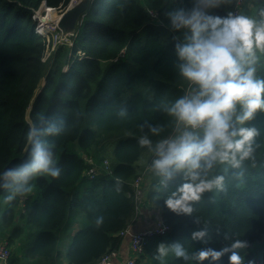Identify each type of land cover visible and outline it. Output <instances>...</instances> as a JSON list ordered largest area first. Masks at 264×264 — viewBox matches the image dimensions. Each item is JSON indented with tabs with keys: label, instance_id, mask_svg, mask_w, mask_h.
Wrapping results in <instances>:
<instances>
[{
	"label": "trees",
	"instance_id": "16d2710c",
	"mask_svg": "<svg viewBox=\"0 0 264 264\" xmlns=\"http://www.w3.org/2000/svg\"><path fill=\"white\" fill-rule=\"evenodd\" d=\"M235 1L230 0L217 14L232 12ZM69 2L0 0V169L27 157L32 124L46 117L65 124L59 135L47 137L55 145L59 177L37 176L30 182L31 191L11 200L9 191L0 190V238L8 236L9 245L16 247L9 264L61 263L58 232L73 214L77 217V210L86 221L72 236L68 264H94L118 251L124 239L120 233L133 225L141 206L134 182L148 167L142 172L139 162L145 153L153 159L148 147L140 145V137L148 135L155 142L172 133L175 121L164 106L186 94L189 85L180 75L176 52L183 36L171 29L170 15L190 7L191 0H94L74 47H60L44 61L48 44L35 31L34 11L46 3L42 8L48 9L47 16L41 24L52 30L55 11L51 9L64 8ZM247 5L248 16L264 19V0H248ZM78 50L85 57L68 61L69 52L74 56ZM257 55V76L264 78V52ZM67 64L69 70L64 72ZM42 79L47 84L36 96ZM156 126L162 128L159 136L150 132ZM247 126L258 131L252 155L239 168L216 165L209 175L223 176V188L202 194L201 200L193 202L191 215L177 214L165 204L184 182L179 175L149 196L151 201L158 199L163 219L172 229L165 236L150 238L156 248L152 264H231L233 253L241 260L262 240L264 110ZM125 132L129 136L120 138L113 150L112 173L89 180L83 156L94 157L99 165L110 162L99 153L110 139ZM71 142L78 143L77 152L66 150ZM22 198H26L24 205ZM2 202L6 204L3 212ZM196 232L206 235L193 239ZM162 243L170 248L182 245L188 258L169 251L160 259ZM237 243L242 246L233 247ZM202 249L228 251L219 260L200 261L196 255Z\"/></svg>",
	"mask_w": 264,
	"mask_h": 264
},
{
	"label": "clouds",
	"instance_id": "9594fccd",
	"mask_svg": "<svg viewBox=\"0 0 264 264\" xmlns=\"http://www.w3.org/2000/svg\"><path fill=\"white\" fill-rule=\"evenodd\" d=\"M228 3L230 0H191L190 7L170 15L171 29L183 33L176 52L180 75L191 88L164 106L175 121L172 133L155 142L148 135L139 140L153 153L150 167L161 178L162 187L178 175L183 178L184 182L165 200L177 214L191 215L193 202L201 200L202 194L222 189L224 177L209 173L216 165L241 167L252 155L258 135L257 129L247 124L264 110V78L257 76L256 68L257 52H264V19L231 11L217 14ZM64 126L63 120L46 117L29 127L27 157L15 166L0 169V190L10 192L9 200L31 191L30 182L37 176L59 177L55 145L47 137L59 135ZM161 131L160 126L150 127L154 136ZM205 235L196 232L193 239ZM169 251L188 258L182 245L170 248L163 243L158 248L159 258ZM227 251L202 249L196 258L219 260ZM229 259L231 264H241L236 253Z\"/></svg>",
	"mask_w": 264,
	"mask_h": 264
},
{
	"label": "built area",
	"instance_id": "2783aa9c",
	"mask_svg": "<svg viewBox=\"0 0 264 264\" xmlns=\"http://www.w3.org/2000/svg\"><path fill=\"white\" fill-rule=\"evenodd\" d=\"M247 5V0H236L235 1V5H234V9H233V13L236 14H246L247 15V11H245V7ZM44 6V3L42 4L41 7ZM69 5L65 6L64 8H59V10H63V12L68 8ZM37 11H34V14ZM36 28L35 31L37 34L43 36L46 38L47 40V50H46V54H45V58L44 61L46 60V56H47V52L49 51V47L51 46L52 42L51 40L48 38V31L45 30L42 26V22L41 19L38 17L35 18L34 20ZM54 31H59L60 33H58V35L54 38V47L53 50L55 48H59V46H67V47H71V49L74 47V42L73 40L77 38L78 36V32L79 29H76V31H73L71 33L68 34H62V32L58 29V28H54L51 32ZM70 49V50H71ZM75 58V59H79L82 60L85 57V53H83L82 51H78L76 55H72L71 58ZM70 58V59H71ZM69 69V66H66L64 68V72H67ZM191 86L190 84L188 85L187 89H186V93L190 90ZM84 160L86 161V163L89 165V169L87 170V177L89 180H94L96 179L98 176H100L103 172L105 174L110 175L112 173V168H111V163L107 160H105L103 162V165H98L93 157H89L88 155H84L83 156ZM151 164V163H150ZM149 164V168L150 167ZM147 170V169H146ZM144 171L141 176H139L135 182H134V188H135V192H136V200L138 203L141 204L142 199H143V189H142V184L144 182V178L145 176L148 174L147 171ZM26 198H22L21 202L22 205H24ZM131 227H129L128 229L122 231L120 233V237L121 238H125L127 236L130 237L131 242H130V246L132 249V252L136 255L135 258H130L127 259L126 261H124L123 263H119L118 258H119V252L118 251H112L110 253H107L104 257H102L98 262L94 263V264H137L138 259L144 254V250L146 249V246L148 244V240L150 238H153L154 236H165L167 234H169L171 232V227L165 223L164 219L161 220L158 225H156L154 228L147 230V231H141V232H137L135 234L131 233ZM12 254V250L10 248V245L8 243V241H5L3 244L0 245V264H8L9 259L11 257Z\"/></svg>",
	"mask_w": 264,
	"mask_h": 264
},
{
	"label": "crops",
	"instance_id": "0c3cea01",
	"mask_svg": "<svg viewBox=\"0 0 264 264\" xmlns=\"http://www.w3.org/2000/svg\"><path fill=\"white\" fill-rule=\"evenodd\" d=\"M139 164L143 168L142 169L143 172L144 169L148 167V164H150V157L148 156L147 160L145 159L143 162L141 163L139 162ZM158 180H159V176L156 175L152 169L145 176L144 182L142 184L144 197L142 203L140 204L141 206L138 208L136 221L133 223V225L130 228L131 233L132 231L141 232V231L150 230L154 228L156 225H158V223L161 220H163V210L159 206L158 199L154 198L151 201L149 197L153 192H156L153 191V186L158 183ZM67 227L69 228L65 233V235H58L61 238V243H62V247H61L62 255L60 257L61 263L59 264H68L66 260V255L70 244V242L68 241L70 240V237H72L78 230H80L81 221L77 220V217H75L73 214L68 222ZM0 241L3 242L2 238L0 239ZM130 242L131 239L129 236L123 239L122 245L118 250L119 258L117 262L123 263L127 259L133 257L134 254L132 252ZM155 252H156V248H154L152 252H146L145 255L141 256L138 259V264H152V259H153V255H155ZM261 254H264V236L261 241H258L253 245L250 253L247 256H245L243 259H241L240 262L241 264H252L259 260L258 255ZM260 262L261 264H263L264 260H260Z\"/></svg>",
	"mask_w": 264,
	"mask_h": 264
},
{
	"label": "rangeland",
	"instance_id": "374dc122",
	"mask_svg": "<svg viewBox=\"0 0 264 264\" xmlns=\"http://www.w3.org/2000/svg\"><path fill=\"white\" fill-rule=\"evenodd\" d=\"M71 1H72V3L74 4L75 3V1L76 0H70V2H69V4L71 3ZM68 4V5H69ZM47 9L46 8H42V7H40L39 9H38V11L37 12H35V14H33V16H32V18H33V21L35 20V18L37 17H39L41 20H43L46 16H47V11H46ZM55 11V21H54V24H53V26H54V28H56V26H55V22L58 20V18L62 15V13H63V10H59V9H56V10H54ZM35 22V21H34ZM53 30V29H52ZM52 30H47L49 33L47 34L48 35V38L51 40V42H52V44H51V46L49 47V51L47 52V56H46V60L45 61H48L56 52H57V50L60 48V47H63V46H59V48L57 49V48H55L54 50H53V47H54V38L58 35V33H60L59 31H54V32H51ZM182 36H183V33H182ZM183 40V39H182ZM75 41V39L73 40V42ZM65 47H67V46H65ZM67 48H69V49H71V47H67ZM78 51H81V50H78ZM77 51V52H78ZM73 54H72V52L70 51L69 52V57H68V61H69V59L71 58V56H72ZM46 84H47V82H46V79H42L41 81H40V84H39V87H38V90H37V92H36V96L38 95V94H40L41 93V91L43 90V88L46 86ZM34 102V101H33ZM31 110V109H30ZM29 110V111H30ZM127 136H129V134L128 133H123L122 135H119L118 137H117V139H115V140H113V139H110L102 148L103 149H101V152L99 153L100 155V157L103 155V156H105V157H108V159L110 160V163H111V168H112V166H113V168L115 167V159H114V155H113V150H114V148H115V146L117 145V142H118V140L120 139V138H123V137H127ZM78 148H79V145H78V143H73V142H71V143H69V145L67 146V151L70 153V152H77L78 151ZM95 151H98L97 149H95ZM94 158V157H93ZM147 160V154L145 153L144 155H143V157H142V159H141V161H140V163L141 162H143L144 160ZM150 163H151V161H150ZM99 165V164H98ZM101 165H103V164H101ZM151 170V168H147V173H149V171ZM160 177H159V180H158V183L157 184H155L154 186H153V191H156V192H161L162 191V189L164 188V187H162L161 186V184H160ZM81 185H83V186H86V183H83V184H81ZM142 188H143V186H142ZM5 207H6V204H5V202H2V208H1V212H3L4 210H5ZM22 211V209H21V207H19V209H18V214L20 213ZM76 213H77V220H79V221H82L83 223L86 221V216H85V214L82 212V211H80V210H77V211H75ZM68 226V222L65 224V226L58 232V235H65V233L67 232V230H68V228L69 227H67ZM67 227V228H66ZM36 235L38 234V233H35ZM7 237V238H6ZM9 237L8 236H5V237H3L2 238V240H3V242L2 241H0V245L1 244H3L5 241H8V243H9V239H8ZM1 239V238H0ZM71 239H72V237H70V240L68 241V242H70L71 241ZM150 242V243H149ZM148 243H149V245H148V247H147V249H145L144 250V254L143 255H145L146 254V252H152V250H153V244H151V240L149 239L148 240ZM10 248H11V250H12V254H11V256L15 253V249H16V247H14V246H10ZM134 254V253H133ZM142 255V256H143ZM259 256V260L258 261H256V262H254V263H252V264H261V262H260V260H264V254H261V255H258ZM136 257V255L134 254L133 255V257L132 258H135ZM11 258V257H10ZM10 260V259H9ZM138 263V262H137ZM8 264H9V262H8ZM264 264V263H263Z\"/></svg>",
	"mask_w": 264,
	"mask_h": 264
},
{
	"label": "water",
	"instance_id": "95a60500",
	"mask_svg": "<svg viewBox=\"0 0 264 264\" xmlns=\"http://www.w3.org/2000/svg\"><path fill=\"white\" fill-rule=\"evenodd\" d=\"M93 2L94 0H82L77 4H73L71 1L68 8L55 22L56 28H58L62 34H68L76 31V29H80V26ZM45 5L46 3H44V6ZM132 233L135 234L137 232L132 231Z\"/></svg>",
	"mask_w": 264,
	"mask_h": 264
},
{
	"label": "bare ground",
	"instance_id": "6f19581e",
	"mask_svg": "<svg viewBox=\"0 0 264 264\" xmlns=\"http://www.w3.org/2000/svg\"><path fill=\"white\" fill-rule=\"evenodd\" d=\"M48 10V9H47ZM51 10H54V9H51Z\"/></svg>",
	"mask_w": 264,
	"mask_h": 264
}]
</instances>
